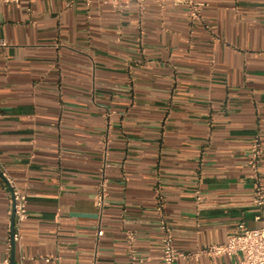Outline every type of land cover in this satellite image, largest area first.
Wrapping results in <instances>:
<instances>
[{"label":"crops","instance_id":"1","mask_svg":"<svg viewBox=\"0 0 264 264\" xmlns=\"http://www.w3.org/2000/svg\"><path fill=\"white\" fill-rule=\"evenodd\" d=\"M196 1L199 18L171 0L1 1L0 173L27 216L10 240L0 174V262L162 264L163 219L174 264H229L204 249L264 224V0Z\"/></svg>","mask_w":264,"mask_h":264},{"label":"built area","instance_id":"2","mask_svg":"<svg viewBox=\"0 0 264 264\" xmlns=\"http://www.w3.org/2000/svg\"><path fill=\"white\" fill-rule=\"evenodd\" d=\"M2 0H0L1 3ZM89 3L91 0H85ZM115 7H119L122 3L134 1L137 4H142L144 0H106ZM164 3L167 0H157ZM174 3H182L188 7L189 14L192 18H199L203 3L196 0H171ZM7 43L0 37V46H5ZM262 153V146L258 136H255L249 147V157L253 169H256L257 162ZM3 177L9 182L11 194L10 214L14 211L13 231L10 234V240H18L20 234L15 230V225L26 218V195L21 192L7 177L5 172H1ZM106 195L105 181H102L94 195V203L98 207L104 204ZM252 201L258 210L264 208V187L257 184L253 191ZM256 218H260L257 215ZM133 236L129 235V241H132ZM160 244L162 247L161 263L174 264L182 253H179L173 246L172 232L170 226L163 219L160 220ZM204 252L210 256L224 255L230 259L229 264H264V224L256 228H248L243 222H240L235 230L230 233L226 241L209 245ZM0 264H10L8 259L0 262ZM21 264V263H17Z\"/></svg>","mask_w":264,"mask_h":264},{"label":"water","instance_id":"3","mask_svg":"<svg viewBox=\"0 0 264 264\" xmlns=\"http://www.w3.org/2000/svg\"><path fill=\"white\" fill-rule=\"evenodd\" d=\"M13 223H14V211H12V215H11V232L13 231ZM11 264H14V263L11 262Z\"/></svg>","mask_w":264,"mask_h":264}]
</instances>
